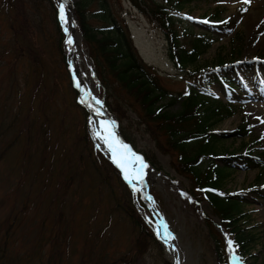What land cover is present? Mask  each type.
<instances>
[{"label":"rangeland","instance_id":"374dc122","mask_svg":"<svg viewBox=\"0 0 264 264\" xmlns=\"http://www.w3.org/2000/svg\"><path fill=\"white\" fill-rule=\"evenodd\" d=\"M6 1L0 0V246L6 240L0 264H44L50 255L57 264H103L110 260L113 264H161V258L169 264H220L211 237L218 233L230 264H234L233 257L235 264H264V166H230L218 187L230 197L239 195L245 212L240 222L255 233L243 262L234 246L229 248L231 239L207 200L197 199L188 178L171 167L174 153L157 149L125 100L116 104L117 97L125 96L115 82H106L100 75L80 32L74 0H66L77 43L78 55H72L75 67L79 65L90 76L98 95L111 107L120 133L128 137L139 154L146 156L151 151L156 161L144 160L150 171L137 180L143 195L124 180L132 190L138 212L153 231L155 218L164 219L172 236V256L166 253L157 231L159 249L153 245L143 252L134 249L129 221L115 212L108 215L112 200L107 184L96 185L86 154L89 142H84L85 147L83 138L78 140L84 124L93 149L114 165L90 123V111L80 101L67 33L63 36L60 28L58 32L53 19L55 15L58 26L63 25L58 0H8L12 6ZM107 4L122 16L141 59L157 69L162 84L173 92L175 100L166 105L167 109L180 105V92H186V84L199 88L194 76L200 75L209 80L206 86L211 97L229 100L234 107L230 115L211 127L218 137L213 142L216 152L255 154L264 149L263 9L262 22L247 31L244 20L254 7L253 0L250 4L243 0H184L179 7L172 5L171 14L178 28L207 31L212 38L194 63L179 69L168 57L164 34L147 10L129 0H107ZM99 7L98 0H89L86 7L88 23L95 28L101 23L94 14ZM12 25L19 28L13 32ZM30 47L43 63L37 82L32 66L38 62L26 50ZM59 51L64 53V60ZM192 69L195 75L187 71ZM218 74L221 79L216 77ZM71 84L78 91L74 92ZM240 121L250 127L245 136L230 132ZM212 161L220 163L217 157Z\"/></svg>","mask_w":264,"mask_h":264},{"label":"trees","instance_id":"16d2710c","mask_svg":"<svg viewBox=\"0 0 264 264\" xmlns=\"http://www.w3.org/2000/svg\"><path fill=\"white\" fill-rule=\"evenodd\" d=\"M88 1L74 0L75 16L80 32L89 45V51L97 64L100 75L106 82L107 79L112 84L115 82L122 96H125L123 98L116 96L118 98L116 104L120 105V101L125 100L136 111L139 121L144 124L157 149L163 153H174V158L170 159L171 167L188 178L189 188L197 199L207 200L217 214L221 227L233 241L236 253L242 257L244 254H249V243L255 239V233L252 232L251 228L249 230L240 222L245 212L240 206L239 195L235 198L230 197L228 194L220 193L218 187L227 177V168L230 166H238L243 169L264 166L263 147L260 152L255 154H252L251 151L247 153L229 150L216 152L213 142L218 137L211 127L214 122L233 112L234 107L229 100L211 97L206 86L209 80L197 75L194 76V81L199 88L186 84V92H180V105L173 110L167 109L166 105L175 100L174 94L162 84L157 69L141 59L131 42L122 16L118 12H112L107 0H98L100 7L94 14L98 16L101 23L95 28L87 20L86 7ZM129 1L141 10H147L151 20L162 30L168 57L179 69L194 63L197 57L212 42V38L207 31L197 33L188 27L178 28L170 7L172 5L179 7L184 0ZM48 2L52 3L51 0H48ZM5 4L12 6L8 0ZM35 5L38 6V3L35 2ZM54 8L52 5L53 10H55ZM53 19L58 30L59 26L55 15H53ZM13 26L11 29L15 32L19 26L16 28ZM60 37L61 35H59V40ZM58 47L60 48L59 43ZM26 50L31 53L33 60L37 59L38 64H35L39 68L37 69L35 64L32 66V72L36 76L38 75L34 79L37 82L42 75L43 63H41L37 52L33 48H26ZM59 52L64 60V53ZM187 71L194 73V75L196 73V70L193 69ZM110 88L113 92L114 88L112 86ZM117 94L119 95L118 92ZM121 104L123 105L122 102ZM106 106L111 111V107L108 104ZM83 129L78 140L83 138V144L89 142L86 154L91 160L96 185L103 186L107 184L108 186V193L112 200L108 212L109 217L115 212L129 221L131 231L134 233L132 246L137 252H143L151 245L159 249L160 245L153 230L143 220L132 200L131 190L121 180L115 167L104 158L98 149H93L84 124ZM230 132L233 135L245 136L250 132V127L240 121ZM220 133L221 135L224 134ZM123 137L128 139L126 135H123ZM84 146L86 147V144ZM144 157L149 163L151 161L156 162L151 151H147ZM215 157L220 161L219 164L212 161V158ZM204 160L207 161L205 164ZM211 237L213 252L218 263L227 264L221 236L218 233ZM2 243L3 246H0V251L3 249L6 240H3ZM160 260L161 264H169L163 258ZM113 261H105L103 264H113ZM96 263L102 262L96 260ZM44 264H57V260L50 255Z\"/></svg>","mask_w":264,"mask_h":264},{"label":"bare ground","instance_id":"6f19581e","mask_svg":"<svg viewBox=\"0 0 264 264\" xmlns=\"http://www.w3.org/2000/svg\"><path fill=\"white\" fill-rule=\"evenodd\" d=\"M253 3H254V7L252 11L250 12V14L247 15V17H245V20H244L247 31L248 30L250 31L255 26L259 25L260 22H262V19L260 18V15H261L260 12L262 9L264 10V0H253ZM58 4H59V8L61 4L64 5V19L63 20L61 19V20L65 28V31L67 33V48H68V53H69L70 65H71L72 73L74 76V81L76 85L77 83H79L80 85L79 87H77L80 93V101L90 111V114H91L90 123L99 133V137L102 138L101 142L107 154L110 156V158H112V153L109 150L108 145L105 143V140L103 139V137L107 135V132L109 131L112 132L116 140L120 141L123 145H126V144H124L121 141L120 136L116 132V119L111 113H109L106 110L103 104L102 98L98 95L96 87L92 84L90 80V76L84 70H82V68H80L79 65L77 68L75 67L76 65L72 59V55L78 53V51L76 47L77 43L75 41V35H74L75 30H74V26L72 25L71 13L66 5V0H58ZM69 38H71V41H72L71 44L68 43ZM254 77L255 76H253V78ZM96 101H99V103H96ZM127 147L131 150V153L135 154V156H139L142 158V156L138 152H136L134 149H132L129 146ZM129 159L133 161V163L128 166L129 172L131 175H135L134 169L139 168L140 166L139 162L135 161V158L131 156L129 157ZM143 163L147 166L143 169V173H145L149 170V166H148L149 164H147L144 160H143ZM137 180L138 179H133L132 181V185L134 188H137L139 187V185H141L139 184V181ZM155 219L156 221L154 223V226L156 228L158 238L161 241L162 245L164 246L165 250L167 251L166 253L171 255V248H170L169 243L171 242L172 236L170 237L168 233V229H167V232L165 231L164 219L162 217L160 218L156 217Z\"/></svg>","mask_w":264,"mask_h":264},{"label":"snow or ice","instance_id":"6c2138e0","mask_svg":"<svg viewBox=\"0 0 264 264\" xmlns=\"http://www.w3.org/2000/svg\"><path fill=\"white\" fill-rule=\"evenodd\" d=\"M244 3L250 4L251 0H243ZM247 9H245L246 11ZM60 18L64 19V5H60ZM207 23V21H204ZM226 23V21H225ZM68 43L71 44V38H69ZM79 87V83L76 85ZM96 103H99V101H96ZM264 122V121H262ZM107 131V129H106ZM105 140V143L108 145L109 150L112 153L113 162L117 164L118 167L121 168V170L124 172V178L126 181H128L130 184L132 183L133 179H141L143 177V169L147 167L144 163L141 157L135 156L134 153H131V150L127 147V145H123L120 141L116 140L114 137V134L112 132H107V135L103 137ZM134 157L135 161L139 162V168L134 169L135 175H131L129 172V165L133 163L132 160L129 159V157ZM165 231L167 232V227L165 225ZM229 248L231 249L233 246V241H228ZM236 258L233 257V261L235 264Z\"/></svg>","mask_w":264,"mask_h":264}]
</instances>
